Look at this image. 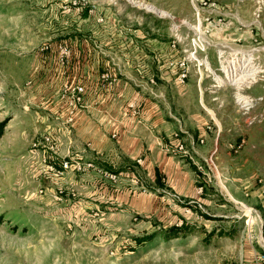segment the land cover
<instances>
[{
	"label": "rangeland",
	"instance_id": "obj_1",
	"mask_svg": "<svg viewBox=\"0 0 264 264\" xmlns=\"http://www.w3.org/2000/svg\"><path fill=\"white\" fill-rule=\"evenodd\" d=\"M116 20L147 24L165 45L151 50L163 56L148 82L163 98L172 164L160 182L136 171L51 197L19 88L48 50L41 39L74 42L83 21L85 38L106 37ZM241 93L254 99L248 110ZM0 122V264H264V0H0Z\"/></svg>",
	"mask_w": 264,
	"mask_h": 264
},
{
	"label": "crops",
	"instance_id": "obj_2",
	"mask_svg": "<svg viewBox=\"0 0 264 264\" xmlns=\"http://www.w3.org/2000/svg\"><path fill=\"white\" fill-rule=\"evenodd\" d=\"M81 24L84 27L78 30L74 42L67 44L63 39L53 42V35L39 41V44L45 41L48 50L34 54L36 64L29 70V88H19L23 95L28 94L29 135L37 139L51 132L56 138L52 148L36 150L44 155V163L58 167L64 158H77L85 164L81 171L67 169L63 177H56L52 170L46 169V188L51 197L62 185L68 193L77 189L88 195L90 187L96 188L92 192H99L106 183L132 181L136 171L160 182L164 179L163 166L173 160L165 151L169 150L171 132L165 109L160 107L163 98L149 94L152 89L148 80L152 61L163 56L155 53L151 60V50L158 47L165 50V45L148 36L144 23L126 27L116 20L110 24L109 36L89 40L82 35L86 23ZM61 43L68 45L69 53L60 61L57 47ZM74 84L83 85L85 93L72 122H68L69 107L61 94L66 85ZM132 100L137 101L139 116L128 106ZM176 119L181 127L179 132L188 133ZM184 137L192 142L190 134ZM188 152L192 154L191 149ZM191 154L179 152L185 158H191ZM114 199L109 195L105 200L112 203Z\"/></svg>",
	"mask_w": 264,
	"mask_h": 264
},
{
	"label": "built area",
	"instance_id": "obj_3",
	"mask_svg": "<svg viewBox=\"0 0 264 264\" xmlns=\"http://www.w3.org/2000/svg\"><path fill=\"white\" fill-rule=\"evenodd\" d=\"M67 53H68V48L66 46H60V58L61 59L64 58ZM199 63H200V61L198 62V66H201ZM178 68H179V71H178V75H177V80L180 83H184L186 78L188 77V70H189L188 62L187 61L179 62ZM254 70H256V69H254ZM254 70L252 69V70L245 72V73L250 74ZM245 73L236 76L233 82L237 81V79L239 80L241 75H244ZM242 89H238V90H242ZM84 93H85V87L81 84H74L71 87H69L67 85L65 86L64 92L61 94V96L66 99V103L69 107L68 108V117H67L68 122H72L75 110L77 109L78 105L81 104V102L83 100V94ZM237 93H239V91ZM241 95H242L241 96L242 98L240 96H236L237 102L240 104L241 108H243L245 110L250 109L253 106L254 99L252 97H249V96L244 95L242 93H241ZM128 106L132 109V112H134V115L136 113H139V110L136 108V106L133 102H129ZM113 136H115V135H113ZM175 136H176V134H175ZM55 139H56L55 136H53V134L51 132H47L45 134H42L39 138L32 141V146L43 147V148H52L55 141H56ZM181 146H182V144H180V147ZM46 165H47L48 169L53 171V174L56 177H61L67 169H73L76 171H81L85 167V164H83L77 158H73V159L64 158L61 160V164L58 167L53 166L50 163H46ZM58 191H60L63 194V191H65V190L61 187H58Z\"/></svg>",
	"mask_w": 264,
	"mask_h": 264
},
{
	"label": "trees",
	"instance_id": "obj_4",
	"mask_svg": "<svg viewBox=\"0 0 264 264\" xmlns=\"http://www.w3.org/2000/svg\"><path fill=\"white\" fill-rule=\"evenodd\" d=\"M4 123H1L0 122V137H1V135L3 134V127H4ZM180 228H177V227H172V228H170V230H169V233L167 234V236H176V235H178V233L180 232Z\"/></svg>",
	"mask_w": 264,
	"mask_h": 264
},
{
	"label": "bare ground",
	"instance_id": "obj_5",
	"mask_svg": "<svg viewBox=\"0 0 264 264\" xmlns=\"http://www.w3.org/2000/svg\"><path fill=\"white\" fill-rule=\"evenodd\" d=\"M151 9L153 10V7H151ZM156 11V10H155ZM158 13H160V15L161 14H164V15H166V13L164 12V11H157ZM252 74H254V73H252ZM241 78H239V80H240ZM238 80V79H237ZM238 80V81H239ZM241 83H242V81L241 82H239V83H234L237 87H238V85L240 84V86H241ZM238 88H240V87H238ZM240 98V97H239ZM242 98V97H241Z\"/></svg>",
	"mask_w": 264,
	"mask_h": 264
}]
</instances>
